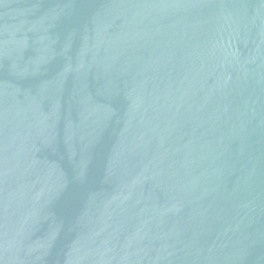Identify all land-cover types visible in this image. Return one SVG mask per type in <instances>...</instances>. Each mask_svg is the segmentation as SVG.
<instances>
[{
  "label": "water",
  "instance_id": "95a60500",
  "mask_svg": "<svg viewBox=\"0 0 264 264\" xmlns=\"http://www.w3.org/2000/svg\"><path fill=\"white\" fill-rule=\"evenodd\" d=\"M0 264H264V0H0Z\"/></svg>",
  "mask_w": 264,
  "mask_h": 264
}]
</instances>
